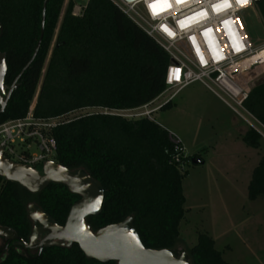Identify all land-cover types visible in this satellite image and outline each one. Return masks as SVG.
I'll return each instance as SVG.
<instances>
[{
	"label": "trees",
	"instance_id": "trees-1",
	"mask_svg": "<svg viewBox=\"0 0 264 264\" xmlns=\"http://www.w3.org/2000/svg\"><path fill=\"white\" fill-rule=\"evenodd\" d=\"M44 1L0 0V53L6 57L7 89L34 55ZM65 1L49 0L40 50L0 114V124L26 117L37 92L34 116L49 119L89 108L134 111L165 91L170 57L152 38L109 0H91L80 17L73 16L76 2L71 0L59 26ZM259 11L264 21V0ZM245 107L264 125V81L249 91ZM53 136L58 144L55 162L69 170L84 169L103 186L102 211L87 218L93 232L132 217L146 249L168 250L176 256L185 218L186 175L171 162L173 146L161 126L146 118L97 113L65 120ZM243 141L263 152L253 170L248 197L264 199L263 138L250 129ZM79 199L63 186L51 185L32 194L0 177V227L28 243L33 230L29 205L39 206L64 226ZM3 243L0 237V252L6 247ZM186 254L189 264H228L207 234H201ZM0 264L117 263L88 259L76 244L49 246L39 255L32 250L26 254L23 244L14 242L0 253Z\"/></svg>",
	"mask_w": 264,
	"mask_h": 264
},
{
	"label": "built area",
	"instance_id": "built-area-1",
	"mask_svg": "<svg viewBox=\"0 0 264 264\" xmlns=\"http://www.w3.org/2000/svg\"><path fill=\"white\" fill-rule=\"evenodd\" d=\"M90 1L79 0L73 16L80 17ZM109 1L170 57L165 91L152 103L135 109L140 111L135 117L151 120L154 112L170 104L183 89L198 83L264 139V125L245 107L250 90L240 83L242 75L264 67V40L254 44L242 19L245 14L250 17L249 12L259 7L255 0L246 3H238V0ZM153 4H156L155 9L150 7ZM256 56H261L260 60L252 62ZM153 105L156 107L152 109ZM101 114L125 117L115 110L105 109ZM64 123L57 117L36 118L34 106H31L26 117L0 124V147L4 157L37 170L47 162H55L58 144L53 131ZM165 131L173 146L171 162L183 172L191 165V158L182 139Z\"/></svg>",
	"mask_w": 264,
	"mask_h": 264
},
{
	"label": "rangeland",
	"instance_id": "rangeland-1",
	"mask_svg": "<svg viewBox=\"0 0 264 264\" xmlns=\"http://www.w3.org/2000/svg\"><path fill=\"white\" fill-rule=\"evenodd\" d=\"M70 1H65L59 26ZM74 1L80 4L78 0ZM249 16L245 14L242 19L248 36L257 44L258 40L264 39V21L259 7L249 12ZM262 81L264 67H258L248 72L240 83L251 90ZM37 96L38 92L31 104L34 108ZM190 97L197 100L192 102L194 99ZM214 98L200 85H194L178 94L170 109L164 110L165 106L154 112L151 120L135 117L140 112L135 110L121 111V115L123 113L125 118L132 120L146 118L156 121L182 139L191 160L202 154L207 161L202 166H186L185 171L181 172L186 175L183 180L186 203L176 257L195 247L201 234H207L214 240L215 250L226 263L264 264V199L250 201L248 197L253 170L263 152L252 149L250 153L242 143L236 141L234 115L227 108H222ZM155 107L153 105L152 109ZM104 110L83 109L57 119L63 122ZM38 169L41 170L40 167Z\"/></svg>",
	"mask_w": 264,
	"mask_h": 264
},
{
	"label": "water",
	"instance_id": "water-1",
	"mask_svg": "<svg viewBox=\"0 0 264 264\" xmlns=\"http://www.w3.org/2000/svg\"><path fill=\"white\" fill-rule=\"evenodd\" d=\"M124 1L133 3L138 0ZM48 2L49 0H45L43 3L40 38L34 55L9 89L4 85L7 74L6 57L0 53V114L4 112L13 92L17 89L18 81L38 55L45 33ZM255 2L260 5L263 0ZM2 35L3 28L0 24V38ZM174 63L172 60L171 64ZM191 164L198 166L203 162L193 158ZM0 177L20 185L32 194H39L51 185H58L80 198L72 206L64 226H59L39 206L29 205L28 217L33 223L29 242L23 241L11 229L0 227V237L6 241V247L0 253L7 251L14 242H21L26 254L29 250H37L39 255L49 246L71 247L76 244L88 259L100 263L189 264L185 253L176 257L168 250L146 249L133 225L132 217L96 233L93 232L87 218L101 213L105 194L103 186L84 169L69 170L56 162H47L41 170H37L8 160L0 147Z\"/></svg>",
	"mask_w": 264,
	"mask_h": 264
},
{
	"label": "crops",
	"instance_id": "crops-1",
	"mask_svg": "<svg viewBox=\"0 0 264 264\" xmlns=\"http://www.w3.org/2000/svg\"><path fill=\"white\" fill-rule=\"evenodd\" d=\"M248 74V73H247ZM246 77V74H244V75H242L241 76V79L242 80H244V78ZM194 85H200V87L201 88H203L204 90H206L207 92H209L204 86H202L201 84H193V85H191V86H194ZM191 86H189V87H187V88H185V89H183L181 92H183L184 90H186V89H188V88H190ZM247 90H249L248 89V87H246V85L244 86ZM180 92V93H181ZM179 93V94H180ZM210 93V92H209ZM213 97H215L212 93H210ZM191 98V100H193L194 98L193 97H190ZM214 99H217V102L221 105V107L222 108H227L233 115H234V117H235V119H234V127H235V134H234V136H235V139H236V141L237 142H240V143H242V145H244L248 150H249V152L250 153H252V149L251 148H249V147H247V145L244 143V141H243V138H244V136H245V134H246V132H248L249 130H250V128L241 120V119H239L225 104H223L218 98H214ZM195 100H197L196 98L192 101V102H195ZM174 101V100H173ZM173 101L170 103V107L168 108V109H170L171 107H172V103H173ZM199 103V102H198ZM215 103V102H214ZM202 104V103H201ZM217 105V104H216ZM163 111V110H162ZM156 122V121H155ZM157 123V122H156ZM159 125V124H158ZM159 126H161L164 130H167V129H165L162 125H159ZM168 131V130H167ZM251 156H253L252 154H250ZM201 158H200V160L202 159V162H203V164L202 165H205L206 163H207V161H206V159H204L203 157H202V154H201V156H200ZM199 159V158H198ZM214 159V158H213ZM259 163V162H258ZM257 163V164H258ZM228 165H230L229 163H227ZM202 165H199V166H202ZM257 166V165H256ZM251 181V180H250ZM250 184V183H249ZM249 186V185H248Z\"/></svg>",
	"mask_w": 264,
	"mask_h": 264
},
{
	"label": "snow or ice",
	"instance_id": "snow-or-ice-1",
	"mask_svg": "<svg viewBox=\"0 0 264 264\" xmlns=\"http://www.w3.org/2000/svg\"><path fill=\"white\" fill-rule=\"evenodd\" d=\"M165 0H157V3H164ZM177 2H180V0H177ZM226 2V0H225ZM247 0H238V3H246ZM150 7H152L153 9H155L156 4L150 5ZM215 7H219V6H215Z\"/></svg>",
	"mask_w": 264,
	"mask_h": 264
},
{
	"label": "bare ground",
	"instance_id": "bare-ground-1",
	"mask_svg": "<svg viewBox=\"0 0 264 264\" xmlns=\"http://www.w3.org/2000/svg\"><path fill=\"white\" fill-rule=\"evenodd\" d=\"M260 58H261L260 56H256V57H255V58H253L251 61H252V62H257V61H259V60H260Z\"/></svg>",
	"mask_w": 264,
	"mask_h": 264
},
{
	"label": "flooded vegetation",
	"instance_id": "flooded-vegetation-1",
	"mask_svg": "<svg viewBox=\"0 0 264 264\" xmlns=\"http://www.w3.org/2000/svg\"><path fill=\"white\" fill-rule=\"evenodd\" d=\"M32 252H34V253H35V252H37V250H32Z\"/></svg>",
	"mask_w": 264,
	"mask_h": 264
}]
</instances>
